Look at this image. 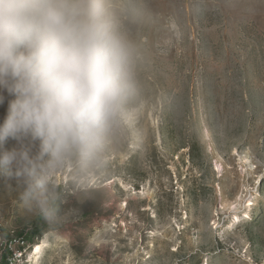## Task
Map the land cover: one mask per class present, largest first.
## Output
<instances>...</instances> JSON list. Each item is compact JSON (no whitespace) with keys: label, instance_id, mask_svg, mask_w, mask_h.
Wrapping results in <instances>:
<instances>
[{"label":"rangeland","instance_id":"obj_1","mask_svg":"<svg viewBox=\"0 0 264 264\" xmlns=\"http://www.w3.org/2000/svg\"><path fill=\"white\" fill-rule=\"evenodd\" d=\"M141 4L130 115L98 167L51 178L56 221L0 170V264H264V0Z\"/></svg>","mask_w":264,"mask_h":264},{"label":"clouds","instance_id":"obj_2","mask_svg":"<svg viewBox=\"0 0 264 264\" xmlns=\"http://www.w3.org/2000/svg\"><path fill=\"white\" fill-rule=\"evenodd\" d=\"M141 11V0H0V170L22 181L29 211L55 222L51 178L70 162L98 167L126 123L145 59L129 27ZM169 27L180 41V24Z\"/></svg>","mask_w":264,"mask_h":264},{"label":"bare ground","instance_id":"obj_3","mask_svg":"<svg viewBox=\"0 0 264 264\" xmlns=\"http://www.w3.org/2000/svg\"><path fill=\"white\" fill-rule=\"evenodd\" d=\"M34 253H35L36 255L40 253V246H37V247H36V250H35Z\"/></svg>","mask_w":264,"mask_h":264}]
</instances>
